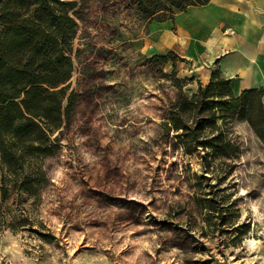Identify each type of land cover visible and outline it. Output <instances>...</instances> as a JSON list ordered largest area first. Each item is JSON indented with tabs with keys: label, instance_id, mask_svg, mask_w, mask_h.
Wrapping results in <instances>:
<instances>
[{
	"label": "rangeland",
	"instance_id": "374dc122",
	"mask_svg": "<svg viewBox=\"0 0 264 264\" xmlns=\"http://www.w3.org/2000/svg\"><path fill=\"white\" fill-rule=\"evenodd\" d=\"M62 1L76 4L67 83L76 96L43 162L38 212L55 240L2 232L0 264H264V145L232 122L223 135L238 156L184 155L160 125L190 83H176L179 72L141 39L148 18L138 0ZM167 7L169 19L177 10Z\"/></svg>",
	"mask_w": 264,
	"mask_h": 264
},
{
	"label": "trees",
	"instance_id": "16d2710c",
	"mask_svg": "<svg viewBox=\"0 0 264 264\" xmlns=\"http://www.w3.org/2000/svg\"><path fill=\"white\" fill-rule=\"evenodd\" d=\"M144 1L138 3L149 19L168 11L167 6L182 11L209 0H154L147 9ZM75 6L62 0H0V233H29L48 244L55 237L38 214L49 184L43 162L55 156L58 147L51 138L64 121L69 122L74 106L76 95L67 93V83L73 71ZM168 56L174 55L155 60L165 64ZM191 81L176 83L183 87ZM164 120L161 129L175 133L184 155L201 150L204 161L231 159L238 156V148L225 139L223 129L232 122L246 123L264 145V90L236 94L231 81L214 69L209 81L197 83L193 93H183L178 86ZM184 264H212V260Z\"/></svg>",
	"mask_w": 264,
	"mask_h": 264
},
{
	"label": "crops",
	"instance_id": "0c3cea01",
	"mask_svg": "<svg viewBox=\"0 0 264 264\" xmlns=\"http://www.w3.org/2000/svg\"><path fill=\"white\" fill-rule=\"evenodd\" d=\"M147 20L148 30L141 39L156 55L176 56V61L168 59L163 67L179 72L182 79H192L191 93L197 83L209 81L214 69L232 85L247 65H259L264 71L263 0H209L177 11L169 19ZM256 88L264 90V80L255 85L240 83L234 92Z\"/></svg>",
	"mask_w": 264,
	"mask_h": 264
},
{
	"label": "bare ground",
	"instance_id": "6f19581e",
	"mask_svg": "<svg viewBox=\"0 0 264 264\" xmlns=\"http://www.w3.org/2000/svg\"><path fill=\"white\" fill-rule=\"evenodd\" d=\"M264 1V0H263ZM264 80V71L260 69L259 65H247L245 70H243L242 77L233 85L235 88L239 87V84L242 83V86L260 84ZM250 244H253L251 241Z\"/></svg>",
	"mask_w": 264,
	"mask_h": 264
},
{
	"label": "built area",
	"instance_id": "2783aa9c",
	"mask_svg": "<svg viewBox=\"0 0 264 264\" xmlns=\"http://www.w3.org/2000/svg\"><path fill=\"white\" fill-rule=\"evenodd\" d=\"M225 32H227V31H225Z\"/></svg>",
	"mask_w": 264,
	"mask_h": 264
}]
</instances>
